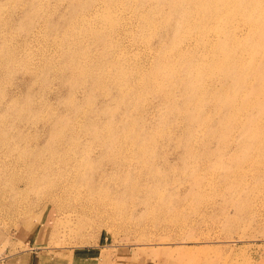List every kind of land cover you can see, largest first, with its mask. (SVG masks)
Returning <instances> with one entry per match:
<instances>
[{"label":"rangeland","instance_id":"obj_1","mask_svg":"<svg viewBox=\"0 0 264 264\" xmlns=\"http://www.w3.org/2000/svg\"><path fill=\"white\" fill-rule=\"evenodd\" d=\"M118 247L264 264V0H0L3 264Z\"/></svg>","mask_w":264,"mask_h":264},{"label":"crops","instance_id":"obj_2","mask_svg":"<svg viewBox=\"0 0 264 264\" xmlns=\"http://www.w3.org/2000/svg\"><path fill=\"white\" fill-rule=\"evenodd\" d=\"M91 255L94 257H92ZM106 257L107 254H105V252L103 253L102 258H98V256H95L94 254H89L84 259V261H86L87 263L83 262L82 264H105ZM111 258L115 264H133L134 262V256L128 248L125 249L124 247H118Z\"/></svg>","mask_w":264,"mask_h":264},{"label":"built area","instance_id":"obj_3","mask_svg":"<svg viewBox=\"0 0 264 264\" xmlns=\"http://www.w3.org/2000/svg\"><path fill=\"white\" fill-rule=\"evenodd\" d=\"M6 260V256L3 253H0V264H3Z\"/></svg>","mask_w":264,"mask_h":264}]
</instances>
